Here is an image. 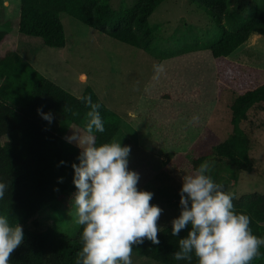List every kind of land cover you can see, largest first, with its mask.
I'll use <instances>...</instances> for the list:
<instances>
[{
	"label": "rangeland",
	"instance_id": "rangeland-1",
	"mask_svg": "<svg viewBox=\"0 0 264 264\" xmlns=\"http://www.w3.org/2000/svg\"><path fill=\"white\" fill-rule=\"evenodd\" d=\"M139 1L111 0V5L125 10ZM20 5V0H0V30L7 32L0 55L20 53L78 97L87 87L94 88L122 118L114 140L131 147L129 169L140 175L138 188L154 193L151 204L163 209L160 230L171 224L181 214L183 176L195 170L194 160L214 154V147L233 132L234 99L264 83V36L254 34L229 57L216 59L210 51L196 48L216 39L221 30L216 21L196 0H165L150 17V51L115 40L67 13L61 14L67 44L56 49L40 37L19 32ZM232 7L250 13L249 0H233ZM241 127L250 140L254 171L234 176L228 160L212 159L211 176L217 183H228L229 192L247 195L264 191V105L252 107ZM74 132L87 133L73 126L65 135L67 144L79 146L67 139ZM72 200L64 196L50 203L22 228L53 229L63 241L75 239L81 226L75 223ZM132 261L161 264L134 250Z\"/></svg>",
	"mask_w": 264,
	"mask_h": 264
},
{
	"label": "trees",
	"instance_id": "trees-1",
	"mask_svg": "<svg viewBox=\"0 0 264 264\" xmlns=\"http://www.w3.org/2000/svg\"><path fill=\"white\" fill-rule=\"evenodd\" d=\"M165 0H140L130 9H114L111 0H20L19 32L40 37L50 48H65L67 35L61 14L67 13L81 23L132 47L150 51L154 34L150 17ZM233 0H196L199 8L213 18L221 29L216 39L197 45L216 59L229 57L252 35L264 36V0H249L250 13L244 15L232 7ZM7 32L0 30V44ZM217 40V41H216ZM0 181L8 184L0 200V214L7 215L15 225L27 224L47 205L77 191L72 164H79L82 148L67 144L65 135L73 126L85 133L90 108L81 98L91 96L100 103L105 131L95 132L96 144L113 141L122 128L121 116L110 109L92 87L78 97L49 79L20 53L6 51L0 55ZM264 105V83L239 94L231 105L233 132L214 147V154L194 160L195 169L216 159L228 160V170L250 174V140L242 129L254 106ZM51 113L49 123L38 113ZM88 134V133H87ZM63 162V163H61ZM62 178V179H61ZM229 192L228 183L221 182ZM237 213L251 218L254 235L264 237V191L234 195ZM24 242L11 256L10 264H76L82 249L80 227L75 239L63 241L53 229H23ZM190 225L179 236L172 235V223L158 233L160 243L145 240L133 250L161 264H198L175 260L179 240L187 236ZM262 255L252 264H264Z\"/></svg>",
	"mask_w": 264,
	"mask_h": 264
},
{
	"label": "clouds",
	"instance_id": "clouds-1",
	"mask_svg": "<svg viewBox=\"0 0 264 264\" xmlns=\"http://www.w3.org/2000/svg\"><path fill=\"white\" fill-rule=\"evenodd\" d=\"M156 70L162 71V67L156 66ZM81 99L90 108L86 114L88 134L74 132L67 138L80 147L85 145L79 164H72L77 189L72 200L75 223L83 226L76 264H133L134 245L146 239L160 243L158 221L163 209L151 204L154 193L138 188L140 175L129 169L130 146L115 140L96 144L94 131H105L101 104L92 102L91 96ZM37 111L52 122L51 113ZM214 166L206 160L182 178L181 214L172 221V235L179 236L189 225L190 231L179 240L174 259L191 261L195 255L198 264H252L262 255L264 237L253 234L249 215L236 212L235 194L225 192L224 186L214 181ZM7 190L8 184L0 181V200ZM23 242L22 226L0 214V264H10Z\"/></svg>",
	"mask_w": 264,
	"mask_h": 264
},
{
	"label": "crops",
	"instance_id": "crops-1",
	"mask_svg": "<svg viewBox=\"0 0 264 264\" xmlns=\"http://www.w3.org/2000/svg\"><path fill=\"white\" fill-rule=\"evenodd\" d=\"M18 29H19V27H18Z\"/></svg>",
	"mask_w": 264,
	"mask_h": 264
}]
</instances>
